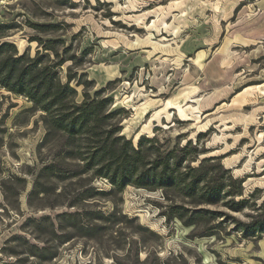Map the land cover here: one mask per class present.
Segmentation results:
<instances>
[{
	"label": "rangeland",
	"instance_id": "rangeland-1",
	"mask_svg": "<svg viewBox=\"0 0 264 264\" xmlns=\"http://www.w3.org/2000/svg\"><path fill=\"white\" fill-rule=\"evenodd\" d=\"M2 23L76 100L112 98L110 123L135 145L157 135L163 149L192 140L199 160L220 157L248 206L186 200V225L173 191L113 190L63 133L47 136L34 102L0 86V264H264V230L244 235L233 219L264 207V0H0Z\"/></svg>",
	"mask_w": 264,
	"mask_h": 264
},
{
	"label": "trees",
	"instance_id": "trees-1",
	"mask_svg": "<svg viewBox=\"0 0 264 264\" xmlns=\"http://www.w3.org/2000/svg\"><path fill=\"white\" fill-rule=\"evenodd\" d=\"M10 26L11 23L0 24V86L26 95L38 110L43 111L47 136L54 130L63 133L69 155L82 160V171H91L94 178H107L113 190L117 191H123L129 185L149 190L160 188L166 194L173 191L184 202L172 205V210L183 220L186 211H189L185 207L186 200L196 207L201 204H224L237 211H244L248 206V199L243 196L244 181L235 178L230 168H224L220 157L199 160L200 151L198 147H193L192 140L184 146L177 144L163 149L164 143L157 135L152 138L141 135L138 145H135L131 139L118 133L120 129L117 125L110 123L116 115V112H110L112 98L96 92L95 97L86 93L82 101L76 100V88L70 80H62L55 64L44 61L40 50L35 56L19 54L18 46L6 39L9 34L5 29ZM51 42L44 44L46 49L52 47ZM56 54L59 55L58 52ZM194 161H199L198 165L194 166ZM52 168L46 167L47 170ZM224 181L230 184L226 185ZM250 207L256 211L250 215V221L233 218L244 235H255L264 230V207L255 204ZM196 210L200 211L195 215L205 211L204 208ZM58 215L64 217L71 214ZM192 217L184 223L192 224Z\"/></svg>",
	"mask_w": 264,
	"mask_h": 264
}]
</instances>
